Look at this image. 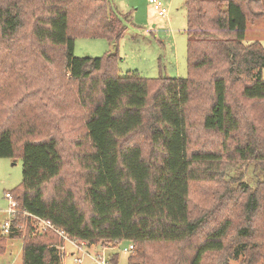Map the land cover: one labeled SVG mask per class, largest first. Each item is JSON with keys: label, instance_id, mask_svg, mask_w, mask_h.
Returning a JSON list of instances; mask_svg holds the SVG:
<instances>
[{"label": "trees", "instance_id": "trees-1", "mask_svg": "<svg viewBox=\"0 0 264 264\" xmlns=\"http://www.w3.org/2000/svg\"><path fill=\"white\" fill-rule=\"evenodd\" d=\"M185 5L188 75L147 77L138 70L118 72L127 15L108 0L1 2L2 37L12 39L29 14L38 43L52 45L59 60L52 99L65 86V70L76 82L77 98L88 107L82 124L90 148L79 158L84 182L79 199L62 179L63 154L54 135L17 137L1 115L0 157L21 155L23 176L10 191L18 210L9 232L0 227V253L9 239L21 237L23 264H63L65 234L75 243L114 246L127 239L133 243L129 264H203L206 255L228 246L232 218L227 214L201 241L188 244L209 222V212H193L190 192L197 180L216 181L222 197L228 193L237 200L234 193L243 194L244 223L236 236L249 240L231 250L241 253L253 245L264 252L250 239L255 217L264 215V179L254 188L243 180L232 185L225 176L228 167L245 162L264 168V45L245 40L248 20L264 18V0H185ZM78 34L105 37L114 48L101 56H77ZM211 131L220 135L218 145L209 141ZM138 133L146 149L133 139ZM35 216L61 232L37 230ZM166 243L177 246L180 258L162 254ZM109 260L116 263L118 254Z\"/></svg>", "mask_w": 264, "mask_h": 264}, {"label": "rangeland", "instance_id": "rangeland-1", "mask_svg": "<svg viewBox=\"0 0 264 264\" xmlns=\"http://www.w3.org/2000/svg\"><path fill=\"white\" fill-rule=\"evenodd\" d=\"M2 1L0 0V4ZM108 1L114 9L127 15L124 17L127 29L118 42L121 56L118 72L121 75L129 70H138L147 77L188 75L185 0H163V4L168 8L166 14H161L149 0ZM23 20L24 24L12 39L2 37L0 32V89L3 91L0 94L2 100L0 107L3 110L0 111V117L2 115L5 119L4 123L12 127L17 137L26 134L30 138L37 139L50 135L47 133L54 135L63 154L62 179L72 185L75 195L82 199L84 182L83 176L79 174L82 168L79 158L90 148L82 124V118L88 107L78 100L76 82L69 79L66 70L64 71L65 86L57 87L55 95L57 98L52 99V84L59 75V71H55L59 60L53 53L52 45L38 43L31 30L29 14L23 17ZM245 40L259 41L264 45V18L248 20ZM113 48L114 42L105 37L81 34L75 36L74 54L77 56H101ZM32 80L37 84H32ZM86 99L89 103V98ZM203 103L208 105V100ZM208 138L213 146L220 142V135L215 131L209 132ZM133 139L146 149L143 133H138ZM22 176L21 155L0 157V227L4 220L11 217L10 202L6 192L19 186ZM225 176L233 181L232 185L243 180L255 188L264 179V168L261 164L245 162L228 167ZM219 186L212 180L192 182L190 196L193 212L195 214L200 211L209 212V222L205 223L191 240H188V244L191 242L195 245L201 241L209 229L229 214L232 225L225 238L228 246L222 252L206 255L203 264H264V257H260L264 252L257 251L253 245L247 250H242L241 253L231 250L234 243L249 240L236 236L237 227L244 223L241 210L243 194L234 193L238 197L237 200L231 198L228 193L222 197L221 193L225 192L217 190ZM217 207L220 211H216ZM263 220V213L255 217V228L250 239L260 243L264 249ZM23 244L21 237L9 239L6 251L0 253V264H23ZM129 244V240L122 239L110 249H105L101 243L82 244V248L78 249L75 242L66 239L65 248H61L62 262L63 264H97L93 255L104 252L108 264H129L130 251L124 249ZM177 252L175 244H164L162 254L170 259L180 258ZM114 253L118 254L116 263L109 260L110 255ZM78 257L82 258V262L75 259ZM258 257L259 259L254 261Z\"/></svg>", "mask_w": 264, "mask_h": 264}, {"label": "built area", "instance_id": "built-area-1", "mask_svg": "<svg viewBox=\"0 0 264 264\" xmlns=\"http://www.w3.org/2000/svg\"><path fill=\"white\" fill-rule=\"evenodd\" d=\"M149 1L151 3H153L154 7L156 9H158L161 14H166L168 12V8L163 4V0H149ZM6 197L9 199V202H10V204H9V213L12 216L18 210V208H17V200L14 199V197H13V195H12V193L10 191L6 192ZM10 218L4 220V222L1 225V231L3 233H7L10 230V226H11ZM35 219H36L35 220V225L37 227V230H41L42 231V230H44V229H46L48 227H51V228L61 232L59 229L55 228L54 225L50 221H48V220H46L44 218H41L39 216H35ZM63 235H64L65 239H68L67 235H65V234H63ZM75 244L77 245V247H81L80 244H77V243H75ZM132 248H133V243H130L128 246L124 247V249L126 251H130ZM93 257L96 260L97 264H108V260L105 257L104 252L97 253V254L93 255ZM75 259L77 261H79V262H82V258L81 257H78V258H75Z\"/></svg>", "mask_w": 264, "mask_h": 264}, {"label": "crops", "instance_id": "crops-1", "mask_svg": "<svg viewBox=\"0 0 264 264\" xmlns=\"http://www.w3.org/2000/svg\"><path fill=\"white\" fill-rule=\"evenodd\" d=\"M82 244L92 245V244H88V243L85 242V241H82V242L80 243L81 247H76V246H77L76 244H75V245H76L75 247L78 248V249H80V248H82ZM103 246H104L105 249H110V248L113 247V245H110V244H109V245H103ZM63 248H65V245L63 246ZM67 252H68V251H67ZM91 255H93V254H91Z\"/></svg>", "mask_w": 264, "mask_h": 264}]
</instances>
